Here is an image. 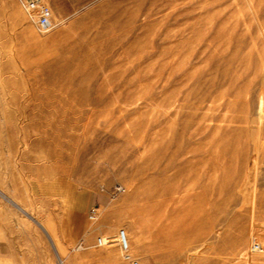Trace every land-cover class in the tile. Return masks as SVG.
Masks as SVG:
<instances>
[{"label":"rangeland","instance_id":"rangeland-1","mask_svg":"<svg viewBox=\"0 0 264 264\" xmlns=\"http://www.w3.org/2000/svg\"><path fill=\"white\" fill-rule=\"evenodd\" d=\"M42 2L0 0V264H264V0Z\"/></svg>","mask_w":264,"mask_h":264},{"label":"bare ground","instance_id":"bare-ground-1","mask_svg":"<svg viewBox=\"0 0 264 264\" xmlns=\"http://www.w3.org/2000/svg\"><path fill=\"white\" fill-rule=\"evenodd\" d=\"M52 22V29L55 28V23L53 21V19H51ZM51 29V30H52ZM50 30V31H51ZM49 32V31H48ZM47 33V32H45ZM209 222H205V223H200L199 225H197L195 228L198 230V235L197 238L202 239V238H206L208 237V235L212 232V230L214 229H207ZM218 225V224H217ZM219 228V227H218ZM88 229V228H87ZM222 229V228H221ZM89 233V232H88ZM222 233V231H221ZM212 234V233H211ZM107 235V233H106ZM215 236V235H214ZM222 237V236H221ZM196 238V240H197ZM213 238V237H212ZM218 238V237H216ZM215 238V239H216ZM214 239V238H213ZM100 246H105L106 247V255L110 258H122L124 261H131V264H143V262L139 259L137 260H133L131 256L132 255V251L134 249L137 248H141V244H142V239L140 236V233L137 229H133L130 225H127L126 223L123 224V227L121 230H118L117 233L115 235H109L106 237H102L100 239ZM203 240V239H202ZM205 240V239H204ZM194 241V240H193ZM192 242V241H191ZM218 242V240H217ZM194 243V242H193ZM207 243V242H206ZM212 243V242H211ZM200 244V243H199ZM197 244V245H199ZM203 244V243H202ZM208 244V243H207ZM215 245V244H214ZM174 247V246H173ZM203 247V246H202ZM206 247V246H204ZM211 247V244L210 246ZM198 248V247H197ZM196 248V249H197ZM195 249V248H194ZM195 249V250H196ZM203 249V248H202ZM205 251H207V249L205 248ZM134 252V251H133ZM199 252V251H198ZM194 253V252H193ZM204 253V252H201ZM200 254V253H199ZM200 256V255H199ZM134 257V256H133ZM203 258V255L200 256ZM201 258V259H202ZM200 259V258H198ZM181 260V259H180ZM58 264H62V260L58 257Z\"/></svg>","mask_w":264,"mask_h":264},{"label":"built area","instance_id":"built-area-1","mask_svg":"<svg viewBox=\"0 0 264 264\" xmlns=\"http://www.w3.org/2000/svg\"><path fill=\"white\" fill-rule=\"evenodd\" d=\"M27 18L33 23L40 33L48 32L52 29L50 10L42 0H18ZM88 221L92 222L96 218V211L90 210ZM100 244V240H98Z\"/></svg>","mask_w":264,"mask_h":264},{"label":"crops","instance_id":"crops-1","mask_svg":"<svg viewBox=\"0 0 264 264\" xmlns=\"http://www.w3.org/2000/svg\"><path fill=\"white\" fill-rule=\"evenodd\" d=\"M109 199H111V196L108 195ZM103 197H100V196H89L86 200V204L82 207H77V208H74V207H68L67 208V211L68 213L72 214V215H77V216H80V217H83L86 215V217H88V213L90 212V210H95L96 213L99 212V205L103 204ZM86 213V214H85ZM88 219V218H87Z\"/></svg>","mask_w":264,"mask_h":264}]
</instances>
